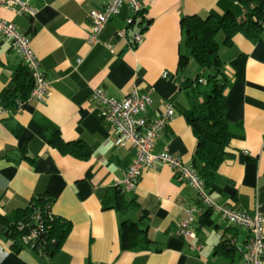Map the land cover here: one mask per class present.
<instances>
[{
  "label": "crops",
  "instance_id": "crops-1",
  "mask_svg": "<svg viewBox=\"0 0 264 264\" xmlns=\"http://www.w3.org/2000/svg\"><path fill=\"white\" fill-rule=\"evenodd\" d=\"M109 1L30 0L34 15L0 8V19L30 38L50 83L43 101L28 100L12 117L19 136L7 123L10 114L0 113V211L9 216L26 208L34 197L45 196L54 199L53 215L71 224L60 251L44 260L30 248L16 249L4 227L0 264H245L248 231L216 212L207 215L198 192L168 165L144 171L136 189L126 193L127 199H136L139 207L131 215L147 222L152 244L122 250L121 217L105 210L103 199L117 187L135 151L115 145L113 130L90 101L95 89L117 100L135 91L149 94L152 104L145 114L149 120L172 105L175 117L159 135L156 152L165 151L192 166L196 138L182 115L190 104L178 80L181 20L222 16L226 3L146 0V9L132 25L127 20L133 14L124 6L101 32L100 43L92 45L89 13L102 11ZM121 31L124 37L118 35ZM137 33L143 34L140 44L133 41ZM224 41L225 34L219 32V57L230 80L225 95L232 139L229 158L206 193L219 206L249 215L258 210L264 217V30L255 42L243 35L235 36L230 46ZM194 64L191 61L187 70ZM23 65L11 42L1 38L0 96ZM55 133L67 144L83 146L90 156L63 154L49 143ZM187 209H195L188 222L194 238L177 234L190 218Z\"/></svg>",
  "mask_w": 264,
  "mask_h": 264
},
{
  "label": "trees",
  "instance_id": "trees-1",
  "mask_svg": "<svg viewBox=\"0 0 264 264\" xmlns=\"http://www.w3.org/2000/svg\"><path fill=\"white\" fill-rule=\"evenodd\" d=\"M221 1L223 5L226 3L222 16L193 15L181 20L184 37L179 50L178 80L180 89L190 104L189 110L182 111V115L196 138L193 164L190 167L202 181L205 191L212 188L219 168L229 158L228 148L232 139L231 128L226 120L225 95L230 80L219 57L217 35L219 32L224 33V44L230 46L237 35L255 42L264 30V0ZM191 61L198 64L201 70L195 78L186 76ZM33 89V76L24 63L16 70L12 86L0 96V108L10 114L11 118L7 123L11 124L9 127L17 136L21 131L16 129L12 117L18 113L23 103L31 99ZM49 143L63 154H71L79 159L90 156V152L84 150L83 146L67 144L56 133L50 136ZM77 148L82 154L77 152ZM126 193L120 186L111 189L103 199L104 209L114 210L121 217L122 250L148 248L152 244L147 232L148 224L143 217L131 215L138 204L135 198L127 199ZM53 204V198L37 196L26 208L17 209L9 216L0 211V224L6 228V236L13 241L16 249L30 248L43 260L60 251L71 231V224L53 215ZM206 209L207 215L210 211L214 212ZM32 231H37V237L24 245V238ZM224 245L227 247V243Z\"/></svg>",
  "mask_w": 264,
  "mask_h": 264
},
{
  "label": "built area",
  "instance_id": "built-area-1",
  "mask_svg": "<svg viewBox=\"0 0 264 264\" xmlns=\"http://www.w3.org/2000/svg\"><path fill=\"white\" fill-rule=\"evenodd\" d=\"M124 6H128L133 14V18L127 20L128 25H132L135 17L146 9V0H110L102 11H91L89 19L92 27L89 42L92 45L100 43L99 36L101 32L113 17L120 15ZM0 8L16 12L18 15L35 14L30 0H0ZM118 35L124 37L126 34L125 31H121ZM1 38L11 42L14 51L23 59L33 76L34 89L31 99L43 101L49 93L50 83L32 49L30 38L22 35L13 23L0 19ZM133 41L134 44H140L143 41V34H135ZM108 48L112 53L114 52L112 47L108 46ZM90 101L100 108L106 124L113 130L115 145L125 149L131 148L135 151L132 164L123 178L118 181L117 186L122 187L126 192L134 191L144 171L157 169L161 165L172 167L181 181L189 183L198 192L205 208L212 209L229 224L242 227L248 231L249 243L244 256L245 264H263L264 217L260 212L256 210L253 215H249L217 205L206 193L202 181L192 167L185 165L181 159L173 157L165 151L156 152L159 135L175 117L176 113L172 105L168 104L159 117L149 120L145 116L147 107L152 104L149 94H140L135 91L124 100H117L109 97L102 90L95 89L90 96ZM4 111L0 108V113ZM193 211L195 209H187L189 217ZM189 221H191V217L187 222L180 225L177 231L179 236L194 238V235L188 231ZM37 235V231H32L24 238V245L32 242ZM192 249H196V247L192 246Z\"/></svg>",
  "mask_w": 264,
  "mask_h": 264
},
{
  "label": "rangeland",
  "instance_id": "rangeland-1",
  "mask_svg": "<svg viewBox=\"0 0 264 264\" xmlns=\"http://www.w3.org/2000/svg\"><path fill=\"white\" fill-rule=\"evenodd\" d=\"M197 67V68H196ZM201 72L198 64H194L193 68H189L187 71H186V76H189V77H192V78H195L196 75H198L199 73Z\"/></svg>",
  "mask_w": 264,
  "mask_h": 264
},
{
  "label": "water",
  "instance_id": "water-1",
  "mask_svg": "<svg viewBox=\"0 0 264 264\" xmlns=\"http://www.w3.org/2000/svg\"><path fill=\"white\" fill-rule=\"evenodd\" d=\"M5 228L0 225V232L4 231Z\"/></svg>",
  "mask_w": 264,
  "mask_h": 264
}]
</instances>
